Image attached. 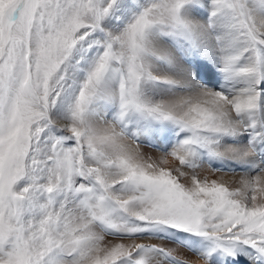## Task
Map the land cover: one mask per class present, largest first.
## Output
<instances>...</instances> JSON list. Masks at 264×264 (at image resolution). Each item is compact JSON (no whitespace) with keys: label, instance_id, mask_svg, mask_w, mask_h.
<instances>
[{"label":"snow or ice","instance_id":"obj_1","mask_svg":"<svg viewBox=\"0 0 264 264\" xmlns=\"http://www.w3.org/2000/svg\"><path fill=\"white\" fill-rule=\"evenodd\" d=\"M0 264H264V0H0Z\"/></svg>","mask_w":264,"mask_h":264}]
</instances>
